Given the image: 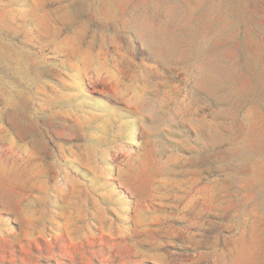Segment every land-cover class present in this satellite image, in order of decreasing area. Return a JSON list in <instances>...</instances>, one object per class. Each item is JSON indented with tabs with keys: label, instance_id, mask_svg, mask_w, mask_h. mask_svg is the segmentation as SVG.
<instances>
[{
	"label": "rangeland",
	"instance_id": "obj_1",
	"mask_svg": "<svg viewBox=\"0 0 264 264\" xmlns=\"http://www.w3.org/2000/svg\"><path fill=\"white\" fill-rule=\"evenodd\" d=\"M0 264H264V0H0Z\"/></svg>",
	"mask_w": 264,
	"mask_h": 264
}]
</instances>
